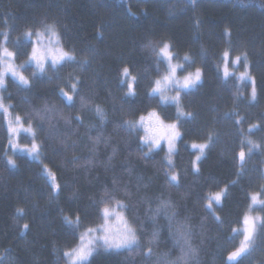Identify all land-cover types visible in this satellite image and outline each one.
<instances>
[{"label": "trees", "instance_id": "1", "mask_svg": "<svg viewBox=\"0 0 264 264\" xmlns=\"http://www.w3.org/2000/svg\"><path fill=\"white\" fill-rule=\"evenodd\" d=\"M45 24L55 26L61 45L76 60L62 63L58 70L49 65L48 75L35 78L31 76L33 66H25L22 71L32 81L27 88L12 78L6 80L5 101L13 105L12 111L25 125L31 120L37 126L36 139L42 148L41 163L16 154V167L9 166L6 126L0 113V252L12 255L17 264H66L64 252L77 246L79 231L99 222L94 201L108 189L128 205L127 216L143 224L144 249L153 228L158 227L154 251L168 253L169 259L183 264L181 248L170 234L175 225L170 229L163 213L155 223L150 219V210L160 200H167L177 213L176 220L191 228V244L197 254L189 264H227L228 253L238 246L236 236L249 211V194L260 193L264 199V0H0V42L7 32L10 50L24 52L30 45L24 41V32L42 29ZM225 29L230 36L225 35ZM169 39L174 45V62L183 63V71L203 69L201 84L184 93L182 101L193 118L183 121L179 151L173 157V171L180 176L178 186L166 183L165 150L144 158L138 150L142 132L131 134L116 127L125 120H138L152 109L167 117V122L174 120L175 106L158 108L159 97L148 96L157 72L154 50L145 45L159 41L162 46ZM225 49L230 50L231 58L247 53L255 79V100L249 80H238L237 75L223 78ZM186 53L193 63L183 59ZM85 60L81 70L79 65ZM126 66L129 75L137 77L135 96H127V83L119 82ZM163 68L161 65V71ZM236 70L231 68L238 74ZM74 77L81 81L80 92L75 103L68 105L58 95V88L67 89ZM80 95L88 101L83 107ZM46 104L55 105V110L45 113ZM97 106L105 110L103 124L90 111ZM233 112L236 115L224 117ZM77 115L83 123L77 122ZM237 116L242 118L239 125ZM252 125L257 127L250 128ZM209 133L215 134L213 143L195 173L191 144L206 143ZM97 136L98 143L90 139ZM249 139L260 145L259 151L248 153ZM241 148L246 153L243 162L237 157ZM42 163L55 173L59 184L55 193ZM241 163L243 172L238 177ZM234 180L237 183H231ZM225 186L222 204L212 201L221 217L218 222L204 205ZM77 214L79 230L64 220L65 216L75 220ZM253 215L264 217V206L253 205ZM90 264L148 262L142 253L129 255L121 249L99 250ZM237 264H264V230Z\"/></svg>", "mask_w": 264, "mask_h": 264}, {"label": "snow or ice", "instance_id": "2", "mask_svg": "<svg viewBox=\"0 0 264 264\" xmlns=\"http://www.w3.org/2000/svg\"><path fill=\"white\" fill-rule=\"evenodd\" d=\"M225 35L230 36V32L227 29H225ZM24 36L31 42V51L27 53L28 59L26 61L16 65L14 61L18 53L9 50L6 44L8 33H4V42H0V90L6 89V80L9 75L19 85L25 88L30 87L32 83L31 79L25 76L23 71H21L26 64L34 65L31 76L35 78L37 75H48V68L46 65L49 62L53 70H58V67L62 63L75 62L76 60L75 55L65 50L61 45L60 34L56 31L53 24H45L42 29L38 28L35 31L29 28L24 32ZM173 46V42L170 39L164 40L162 46L159 41H149V43L145 45V47H151L154 50L153 54L156 56L157 72V78L152 82L148 96L159 97L158 108H163L166 105L175 106L176 112L174 120L172 122H166L167 117L163 116L157 109H152L148 111L146 116L142 114L138 120H125L123 124L118 123L116 127H123L131 134H137L141 130L143 131V134L139 135L138 150L144 158H149L156 151H162L166 147L165 159L167 163L164 173L166 183L169 186H178L180 176L178 172L173 171L175 169L173 157L179 151L178 143L183 136V132L181 131L183 121L193 118L192 112L185 111L182 101L184 100V93L189 92V90H195L201 84L203 80V69L197 67L194 72H187L181 76L180 72L185 69V65L180 62H174L176 60V55L172 50ZM222 57L223 78L226 80L230 75H237L238 80H249L252 84L251 98L255 100V79L250 73V63L248 62L247 53H241L235 58H231L230 50L225 49L222 53ZM183 59L190 63L194 62L187 53ZM241 62L244 64V71L238 74L233 73L230 70L229 63L235 66ZM86 63V60L80 63L79 67L81 70L84 69ZM161 65H164L163 71H161ZM217 68L219 70L221 66L217 65ZM48 78L49 80L52 79L51 76ZM136 80L137 77L129 75V68L127 66L124 67L119 82L121 84L127 83V96H135ZM80 83L79 77H74L67 89L64 86L58 88V95H60L68 105L75 103L80 92ZM170 92H175V95H169ZM4 100V96L0 95V113H3L8 138V143L5 146V155H7L9 149L12 151L20 150L27 152L30 157L39 159L42 143H37L36 141L37 126L29 120L27 127H25L23 118L19 114H17L14 119L10 118V110L13 105H6ZM79 101L82 107L88 103L82 95L79 96ZM54 110L55 105L48 106L46 104L44 112L51 113ZM96 113L100 117L101 124H103L106 120V116L99 106L96 108ZM38 115H40L41 120L45 119L44 115ZM230 115L236 114L234 112L225 113L224 117L227 118ZM48 118L51 119L50 116ZM75 119L78 123H83L79 115H77ZM241 119V117L237 116L235 123L239 125ZM68 122L70 123L71 121L69 120ZM251 127H257V125H252L250 128ZM21 131L31 135L32 143L30 146L27 144L21 146L17 142V138ZM214 135V133H209L206 143L191 144V148L199 152V155L191 162L193 172L199 173L200 168L198 162L201 160L206 150L212 145ZM90 139L98 143L100 137H90ZM247 142L249 144L248 153H251L253 149L260 150V145L254 143L250 139ZM145 148H147V151H144ZM237 157L240 162L245 161L246 153L243 148L237 153ZM7 164L11 167H16L15 160L10 156L7 159ZM44 171L51 180L53 192H57L59 184L56 182L55 173L51 172L47 165H44ZM242 172L243 164L241 163V168L237 172V176L239 177ZM113 183L115 184V181ZM231 183L235 184L237 181L234 180ZM226 192L227 186L221 191L215 192L213 196L206 200L204 205L212 212L214 218L218 222H222L221 217L216 214L212 201L214 200L217 205L222 204V198L225 196ZM262 192H264V189H262ZM125 194H128L127 190H125ZM260 195V193L249 194L251 201L248 206L249 213L253 211V205L258 204L264 206V199H261ZM94 203L97 207V219L99 222L96 223L95 226H88L84 228L83 231H79L77 246L64 252L66 264H90L91 257L99 250L107 252L121 249L127 250L129 255L133 253H142L148 264H177L176 260L168 258V253L158 254L154 251L155 246L159 242L160 229L158 227L153 228L151 235L147 239V248H143L141 244V233L145 230L143 224H137L135 218L127 216L126 212L128 205L123 200L116 199L110 190L105 189L101 199L99 201H94ZM150 211V219L153 223H155L157 217L163 213L168 219L169 228L173 229L175 225L174 231H171L170 234L175 243L181 248L182 256L180 260L183 261V264H189V261L197 254V250L191 244L190 226L186 222L176 220L177 213L170 201L160 200L156 208ZM249 213H246L242 217L243 238L240 240L239 246L236 247L234 251L228 253L226 258L227 264H237L240 257L248 253L256 244L258 234L264 230V217L252 216ZM64 220L66 224L73 226L74 229H80L81 219L79 214H77L75 220H72L68 216H65ZM27 227L28 225L25 224L24 228L27 229ZM235 231H237V229H233V232ZM152 257H155V260H152Z\"/></svg>", "mask_w": 264, "mask_h": 264}, {"label": "rangeland", "instance_id": "3", "mask_svg": "<svg viewBox=\"0 0 264 264\" xmlns=\"http://www.w3.org/2000/svg\"><path fill=\"white\" fill-rule=\"evenodd\" d=\"M25 41H27V42H29V47L27 48V49H25L24 50V52H19V51H15V52H17L18 53V55L19 54H21V58L20 59H18V55L16 56V58H15V61H14V63L16 64V65H19V64H21V63H23L24 61H26L27 59H28V55H27V53H29L30 51H31V42L28 40V38L27 37H25ZM10 50V49H9ZM14 51V50H13ZM27 65H31V66H33L34 67V65L33 64H26L25 66H27ZM50 65V62L46 65V66H49ZM230 70H231V68L232 67H237V73H239V72H242V71H244V67H239V66H237V65H235V66H233V65H231V63H230ZM23 70V69H22ZM21 70V71H22ZM195 71V70H194ZM194 71H191V72H194ZM187 72L186 71H181L180 72V75L182 76V75H184V74H186ZM7 78H11V76L9 75ZM244 81H248L247 79H245ZM172 94H174L175 95V92L173 93V92H170L169 93V95H172ZM0 95H3V90H0ZM4 102H5V104L6 105H8L9 103H7L5 100H4ZM10 113H11V115H10V118H12V119H14L15 118V115L12 113V110H10ZM3 114V113H2ZM147 115V114H146ZM145 115V116H146ZM167 122V121H166ZM25 127H27V126H25ZM143 132V131H142ZM36 141H37V139H36ZM17 142L21 145V146H23V145H25V144H27L28 146H30L31 145V143H32V137H31V135L29 134V133H26V132H24V131H21L20 133H19V136H18V138H17ZM38 143V142H37ZM9 150H11V149H9ZM165 153H166V147H165ZM15 153H21V154H25V155H27L29 158H31V159H33V160H35V161H40V159H41V155L39 156V159H37V158H35V157H30L28 154H27V152H23V151H20V150H16V151H12L11 150V152L10 151H8V154H7V156L9 157H11L13 154H15ZM44 173H45V171H44ZM46 175V174H45ZM47 176V178L50 180V178H49V176L48 175H46ZM252 216H254V215H252ZM113 222H115V221H113ZM241 235V236H240ZM240 237H239V243H240V240L243 238V235H242V229H241V231H240ZM239 246V245H238ZM3 255H4V253L3 252H0V258H2L3 257ZM2 256V257H1ZM0 264H13L10 260H9V258L6 256V257H3L1 260H0Z\"/></svg>", "mask_w": 264, "mask_h": 264}, {"label": "bare ground", "instance_id": "4", "mask_svg": "<svg viewBox=\"0 0 264 264\" xmlns=\"http://www.w3.org/2000/svg\"><path fill=\"white\" fill-rule=\"evenodd\" d=\"M24 41H25V37H24ZM29 43V42H28ZM16 47H18V44L17 43H15L14 44ZM25 50V49H24ZM186 72H191V70H185ZM194 71V70H193ZM174 93V92H173ZM172 95H174V94H172ZM102 111H103V113L105 114V116H106V113H105V110L104 109H102V108H100ZM11 110H12V108H11ZM90 111L93 113V115L95 116V118H97L98 120H99V122L101 123V121H100V117L97 115V113H96V108H91L90 109ZM12 113L14 114V112L12 111ZM15 115V114H14ZM16 116V115H15ZM105 123V122H104ZM5 126H6V124H5ZM25 126H27V125H25ZM141 132H142V130H141ZM142 134H143V132H142ZM197 144H199V143H197ZM193 151H194V153H193V159L197 156V155H199V152L197 151V150H195V149H192ZM8 151H10L11 152V150H8ZM7 154H8V152H7ZM16 154H21V153H15V154H13L12 156H11V158L13 159V157L16 155ZM23 155H25V154H23ZM25 156H27V155H25ZM28 157V156H27ZM5 158H6V160L8 159V156L7 155H5ZM31 159V158H30ZM192 159V160H193ZM33 160V159H32ZM35 161V160H34ZM39 163H41V159H40V161H38ZM42 170H43V173H44V164L42 163ZM44 175H45V173H44ZM45 177L47 178V176L45 175ZM48 179V178H47ZM49 180V179H48ZM50 182H51V180H49ZM247 213H249V211L247 212ZM250 215H253V211H251L250 213H249ZM239 235H237L236 236V238H237V240H238V245H239ZM238 247V246H237ZM8 257L9 258V260L13 263V264H17V261L15 260V258L12 256V255H10V254H8V253H4V255H3V257ZM2 257V256H1ZM2 257V258H3ZM2 258H0V260L2 259Z\"/></svg>", "mask_w": 264, "mask_h": 264}]
</instances>
